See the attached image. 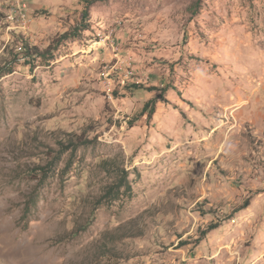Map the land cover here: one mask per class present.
<instances>
[{"label": "rangeland", "instance_id": "1", "mask_svg": "<svg viewBox=\"0 0 264 264\" xmlns=\"http://www.w3.org/2000/svg\"><path fill=\"white\" fill-rule=\"evenodd\" d=\"M18 1L0 264H264V0Z\"/></svg>", "mask_w": 264, "mask_h": 264}, {"label": "trees", "instance_id": "2", "mask_svg": "<svg viewBox=\"0 0 264 264\" xmlns=\"http://www.w3.org/2000/svg\"><path fill=\"white\" fill-rule=\"evenodd\" d=\"M91 3H93V2H92V1H88V2H87V5H91ZM88 18H89V10H88V7H86V9H85L84 12H83V22H85ZM84 29L86 30V29H87V26H84ZM81 30H82V29H81ZM81 30L77 28L76 30H74V31H73L72 33H70V34H68V33H67V34H64V35L62 36V38L66 39V38H68L69 36H76V35H78V34L80 33ZM133 88H134L136 91H140L141 89H144V86H142V85H138V84H137V85H133L131 89L133 90ZM145 89H146L147 91H156V90H158L157 87H147V88H145ZM165 91H166V90H165ZM161 95H163V94L161 93L160 96H161ZM156 102H157V98H153V99L149 100V101L145 104V106H144L142 112L140 113V116L143 117V116H145L146 114H148V119L152 118V115L155 113ZM77 141H78V145H85V144L87 143V140L84 138L83 135L77 137ZM119 191H120V190H119ZM119 191L115 194L113 200H114V199H118V197H119V195H120V193H121V192H119ZM249 205H250V202L247 200V201L245 202L243 208H247V207H249ZM217 227H218V224H216V223H212V224H211V225H210L205 231H203V236H202V237L206 236L210 231L216 229ZM202 237L199 238V239H202ZM198 241H199V240H198Z\"/></svg>", "mask_w": 264, "mask_h": 264}, {"label": "built area", "instance_id": "3", "mask_svg": "<svg viewBox=\"0 0 264 264\" xmlns=\"http://www.w3.org/2000/svg\"><path fill=\"white\" fill-rule=\"evenodd\" d=\"M18 1V0H17ZM24 0H19L18 1V5L17 6H15V2H13L12 4H11V9H10V13H11V15H13V16H10V20H15L16 19V14H21V12H22V10H24L25 8H26V4H25V2H23ZM12 7H13V9H12ZM21 11V12H20ZM130 67V66H129ZM130 74V73H129ZM131 74H132V72H131ZM105 77L106 78H108V77H110V73H106L105 74ZM111 96V95H110Z\"/></svg>", "mask_w": 264, "mask_h": 264}]
</instances>
